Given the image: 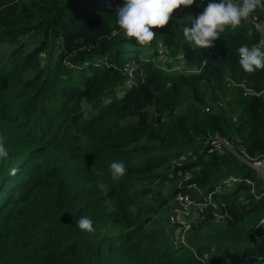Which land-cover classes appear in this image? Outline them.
<instances>
[{"label":"trees","instance_id":"1","mask_svg":"<svg viewBox=\"0 0 264 264\" xmlns=\"http://www.w3.org/2000/svg\"><path fill=\"white\" fill-rule=\"evenodd\" d=\"M208 2L181 5L152 29L150 43L168 51L159 61L117 25L124 0H0V43L15 45L0 60L8 152L0 158V264H205L223 259L211 245L225 243L256 264L242 242L255 240L264 199L243 183L221 186L231 174L251 173L233 156L208 152L206 139L219 133L264 155V69L245 72L237 51L260 46L251 21L264 28V8L226 26L211 46L190 47L183 27ZM180 158L192 161L171 166ZM113 161L126 167L115 181ZM194 168L192 183L213 202L191 224L195 254L151 229L167 227L159 216L186 189L179 172ZM82 216L94 231L77 227ZM217 217L225 227L195 243L193 233L197 240Z\"/></svg>","mask_w":264,"mask_h":264},{"label":"clouds","instance_id":"2","mask_svg":"<svg viewBox=\"0 0 264 264\" xmlns=\"http://www.w3.org/2000/svg\"><path fill=\"white\" fill-rule=\"evenodd\" d=\"M194 0H124L117 5L116 23L127 37L134 38L140 45H148L155 37L153 28H162L168 24L174 10L181 5L189 6ZM257 8H264V0H242L241 4L232 0H210L203 11L190 15V26L183 27V36L190 47H209L225 31L226 26L235 28L243 19ZM264 41L258 47L242 45L238 48L239 64L247 73L264 69ZM8 152L0 140V158H6ZM111 178L119 180L125 173L124 163L113 161L109 165ZM15 174L16 169L10 170ZM77 227L89 232L94 231L93 223L82 216L76 221ZM256 264H264V257L258 256Z\"/></svg>","mask_w":264,"mask_h":264},{"label":"built area","instance_id":"3","mask_svg":"<svg viewBox=\"0 0 264 264\" xmlns=\"http://www.w3.org/2000/svg\"><path fill=\"white\" fill-rule=\"evenodd\" d=\"M251 22L256 28L261 30L262 41H264V28L262 27V24L254 20ZM69 66L72 65L69 64ZM126 69L128 73L131 74L130 70L128 68ZM217 104L223 105L221 101ZM207 110L208 109L206 108V111ZM232 121H236L235 115L232 116ZM206 144L209 145L208 152L215 151L219 154L227 153L230 156L235 157L237 161L244 165L251 173L249 175H229L222 182L221 186H223L224 189L229 190L236 184L243 183L248 188V194L254 200L264 199V155L253 156L248 153L243 144H238L236 140L224 137L219 133L209 136L206 139ZM196 172V168L186 169L179 172L178 184L186 189L176 193L166 207L167 227H169L173 233V241L176 244L189 247L194 254L195 249L190 247L194 244L193 240L190 238L192 231L191 224L199 219V210L201 208H204L207 205H213L211 193L205 194L195 183H192V179ZM242 200L243 202H247L246 198ZM192 213L196 216H192V218H190ZM260 229H262L261 232L263 231L264 234V227L262 223L257 224L251 231L255 239L258 238L257 232H260ZM217 256L221 257L220 254ZM260 256L264 257V252ZM206 258L207 254L204 255V259ZM222 258L223 259L220 262L206 261L205 264H231L225 263L224 257ZM250 258V256H245L243 258V263L249 264ZM253 258L255 257L253 256Z\"/></svg>","mask_w":264,"mask_h":264},{"label":"rangeland","instance_id":"4","mask_svg":"<svg viewBox=\"0 0 264 264\" xmlns=\"http://www.w3.org/2000/svg\"><path fill=\"white\" fill-rule=\"evenodd\" d=\"M148 46L151 49V51L156 50L159 53L158 54V60L159 61H163L166 58H169L168 51L165 50L160 44H156V46H155V45H152L151 43H149ZM14 47H15L14 44H11L8 42L0 43V60L6 59L7 55L9 54V52H11V50ZM47 55H48L47 51H42V53L39 54L40 62H43V61L46 62V60L49 59V55H48V57H47ZM181 67H182V63L177 65V68H181ZM221 101L224 103L223 106H225V101L223 99ZM1 135H4V134L1 133ZM222 156L230 157V155L227 153L222 154ZM189 161H192V160H188L186 158H180V159H175V160L173 159L171 162V166H173L174 163L177 165H181V164L187 163ZM192 216H196V215H193V213H192L190 218H192ZM218 218L219 217H217L215 220H213L211 222L206 223L205 225L202 226L201 229H199V233H197L199 238L197 240L194 236L195 232L193 233V239H194L195 243H196V241H199V240H205V237L211 236L215 232L222 230V228L225 227L224 220L218 219ZM159 219L165 226H167L168 223H167V218H166V211H164V216L159 217ZM260 222H264V215L262 216V219ZM158 226H162V225L160 223H156V224L154 223L151 227V229L152 228L157 229V233H156L157 237L161 240L168 238L171 245L176 246L177 244L173 241V233L171 232L170 228L169 227L161 228ZM163 230H164V232H163ZM184 236H187V235H184ZM242 246H245L244 250L246 251V254H251L255 258H257L258 256H260V254H262L264 252V238H261L259 240H253L251 237L246 238L243 240ZM211 247L212 248L215 247L216 250L219 251L224 256V262L225 263L244 264L243 263L244 257H242V254L240 252H236V247H234L232 245V243L231 244L225 243L221 246V248H218L217 246H214V245H211Z\"/></svg>","mask_w":264,"mask_h":264},{"label":"crops","instance_id":"5","mask_svg":"<svg viewBox=\"0 0 264 264\" xmlns=\"http://www.w3.org/2000/svg\"><path fill=\"white\" fill-rule=\"evenodd\" d=\"M164 211H166V210H164ZM164 216V212L159 216V217H163ZM262 219V218H261ZM261 219L257 222V224H259V223H262L263 224V227H264V222H260L261 221ZM256 224V225H257ZM262 227V226H261ZM261 230L262 229H260V233H261ZM259 239H261V238H257V239H255V240H259ZM262 247V246H261ZM263 254V253H262ZM262 254H260V255H262Z\"/></svg>","mask_w":264,"mask_h":264},{"label":"bare ground","instance_id":"6","mask_svg":"<svg viewBox=\"0 0 264 264\" xmlns=\"http://www.w3.org/2000/svg\"><path fill=\"white\" fill-rule=\"evenodd\" d=\"M215 152V151H214Z\"/></svg>","mask_w":264,"mask_h":264}]
</instances>
